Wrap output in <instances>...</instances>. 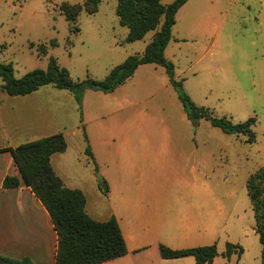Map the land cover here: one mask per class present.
<instances>
[{
	"label": "rangeland",
	"instance_id": "1",
	"mask_svg": "<svg viewBox=\"0 0 264 264\" xmlns=\"http://www.w3.org/2000/svg\"><path fill=\"white\" fill-rule=\"evenodd\" d=\"M63 1L84 0H0V63L11 62L15 77L46 69L52 56L73 79L101 80L128 55L141 54L155 32L124 42L128 29L118 21L116 0H100L95 13L81 10L79 30L72 32L59 12ZM175 18L164 50L175 79L182 80V90L196 105L215 116L234 123L254 117L253 141L225 133L205 118L188 119L165 69L142 64L110 93L84 90L80 105L72 92L52 85L25 97L9 96L0 78V102L8 115L4 126L0 122V148L27 139L10 108L30 102L47 124L37 135L60 132L66 140L65 150L50 157L55 173L67 187L83 192L92 218L115 214L123 233L128 230L129 247L139 248L118 264H162L158 244L187 248L192 246H179L213 243L217 255L211 264H261L246 180L264 164V0H189ZM53 39L56 45L51 46ZM40 44L48 47L44 56L37 54ZM84 134L97 155L94 163L85 154ZM95 173L112 185L108 196L97 190L101 181ZM2 201L5 190L0 189V213ZM189 216L197 224L201 216L207 232L200 227L192 236L179 237ZM226 242L243 248L239 258L223 256ZM169 261L195 264L193 256Z\"/></svg>",
	"mask_w": 264,
	"mask_h": 264
},
{
	"label": "trees",
	"instance_id": "2",
	"mask_svg": "<svg viewBox=\"0 0 264 264\" xmlns=\"http://www.w3.org/2000/svg\"><path fill=\"white\" fill-rule=\"evenodd\" d=\"M187 1L173 0L164 4L161 0H116L115 12L118 21L128 29L124 42L137 41L147 32H155L141 54L128 55L121 63L113 66L101 80L91 77L83 80L73 79L68 70L51 56L46 69H32L21 77L14 76L11 62L0 63L1 89L7 95L21 96L30 94L40 86L52 85L72 92L80 105L84 90L112 92L131 77L139 65L155 64L165 69L188 119L205 118L212 126L225 133L246 135L247 140L253 141L254 117L234 123L227 116H215L210 109L196 105L182 90V80H176L174 77V65L166 58L164 50L171 38L176 13ZM99 2L100 0H84L83 4H71L63 1L59 12L69 23L70 30L76 32L79 30L76 21L80 11L95 13ZM50 45H56L55 39L51 40ZM29 46L32 47V43ZM47 51L45 44L37 47L38 55L44 56ZM84 139L87 143L85 134ZM65 148L66 140L62 133L23 143L14 148H0V151H10L19 172V175H6L2 187L16 188L23 183L30 187L35 197L43 204L57 235L54 264H100L125 255L126 243L116 217L112 215L105 220L92 218L85 210L83 192L78 188L67 187L54 172L50 157L54 153L63 152ZM85 154L91 162H95L88 143ZM99 189L104 194L108 192L105 180L99 183ZM246 190L255 219V232L262 244L261 264H264V164L248 176ZM158 249L162 258L193 256L196 264H211L217 255L216 243L187 248H171L159 244ZM242 252L243 248L238 243L226 242L223 256L229 259L235 254L239 258ZM0 264L34 263L28 257L14 259L0 253Z\"/></svg>",
	"mask_w": 264,
	"mask_h": 264
},
{
	"label": "crops",
	"instance_id": "3",
	"mask_svg": "<svg viewBox=\"0 0 264 264\" xmlns=\"http://www.w3.org/2000/svg\"><path fill=\"white\" fill-rule=\"evenodd\" d=\"M94 91H98V90H94ZM21 96L25 97V95H21ZM22 104L24 106H21ZM22 104L20 106H16V108H10V111H15V116H16L15 119L17 121L16 122L17 125H21L26 131L27 139H25L23 143L36 141L38 139L47 136L58 134V133H51L39 137L37 135V132H39L42 127H46L47 124L46 123L43 124L42 122L39 121L40 116L39 114L38 115L35 114V110L32 108L33 105L30 102L25 101V103ZM2 108L3 105L0 102V119H1L0 122H2L4 126L7 123L5 118L6 116L8 117V115L6 111L2 110ZM6 147L14 148L11 146H6ZM93 157H94V161L96 162L95 159L97 158V155L93 154ZM194 168L195 167L192 165L191 170ZM129 172L131 171H127L126 173L129 174ZM127 174H126V178L129 179L127 177ZM197 174L204 176V172L198 168H197ZM6 175H19L18 169L14 163L12 154L10 153L9 150L0 151V189L5 190V201H2V205H1L4 208L2 209V213H0L1 254L9 256L14 259H21L23 257H28L32 260L34 264H54L57 235L53 229V224L46 209L44 208L40 200L35 197L30 187L24 185L23 183H21V185L16 188H3L2 181ZM198 175L195 176L194 185H197L199 181ZM120 178L123 180L124 176L121 175ZM200 186H203L204 190H208V182L202 181ZM108 187L109 189L108 192L106 193L107 196L109 194V191L110 192L112 191V185L110 184V186L108 185ZM97 190L100 191L99 188ZM139 200L142 201L144 199L141 197L139 198ZM85 205H86V200H85ZM199 217L200 219L198 220L200 221L201 224L193 223L189 221L190 216L187 217V220L189 222H185L181 225L180 235L178 236L181 237L182 239H185L186 237L192 236L194 230L196 228L199 229L200 227H201V232H207V223H205L202 220L201 216ZM193 218H195L194 215ZM118 224L126 243L127 253L129 251L138 250L139 248L137 247V245L131 244V247H129L128 239H127L128 238L127 235H129L128 230L126 231V234H124L119 220H118ZM158 228L152 229L151 233L158 231ZM184 234L189 236H184ZM194 245L197 246V244H193V245L181 244L179 247L194 246ZM127 253L121 257L106 262H102L100 264H118L119 263L118 261L124 259L123 257L127 256ZM171 259H176V258H170V259L165 258L162 264H173L174 262L169 261Z\"/></svg>",
	"mask_w": 264,
	"mask_h": 264
},
{
	"label": "water",
	"instance_id": "4",
	"mask_svg": "<svg viewBox=\"0 0 264 264\" xmlns=\"http://www.w3.org/2000/svg\"><path fill=\"white\" fill-rule=\"evenodd\" d=\"M198 117H196V118H193L192 119V121L194 122V121H198ZM95 176H96V178L99 180V181H103V177L99 174V173H95Z\"/></svg>",
	"mask_w": 264,
	"mask_h": 264
}]
</instances>
